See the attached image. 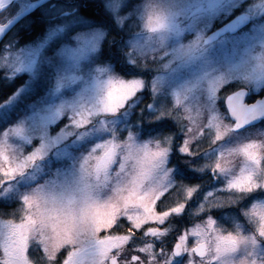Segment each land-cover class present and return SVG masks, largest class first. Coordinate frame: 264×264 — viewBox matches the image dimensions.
Here are the masks:
<instances>
[{
  "label": "snow or ice",
  "instance_id": "1",
  "mask_svg": "<svg viewBox=\"0 0 264 264\" xmlns=\"http://www.w3.org/2000/svg\"><path fill=\"white\" fill-rule=\"evenodd\" d=\"M15 2L0 82L30 78L0 103V264H264V100L246 102L264 93V0H47L18 51L8 33L44 0Z\"/></svg>",
  "mask_w": 264,
  "mask_h": 264
},
{
  "label": "rangeland",
  "instance_id": "2",
  "mask_svg": "<svg viewBox=\"0 0 264 264\" xmlns=\"http://www.w3.org/2000/svg\"><path fill=\"white\" fill-rule=\"evenodd\" d=\"M35 1H37V0H31V2H35ZM22 2H24V0H16V2L11 6V8H10V12L11 13H14V12H16L18 9H19V6H20V3H22ZM149 2H151V0H143V3H149ZM248 2L249 3H252V2H258V0H248ZM62 7V6H61ZM47 8H48V6L47 7H44V8H42L41 10H40V14H43L46 10H47ZM64 8V7H63ZM65 10H68V9H66V8H64ZM1 14V13H0ZM240 14V9H236L235 11H234V13H233V16H232V18L233 17H235L236 15H239ZM2 19H0V22H4L8 17H9V15H10V13L9 12H3L2 14ZM28 23V21H26L24 24L26 25ZM254 23H255V26L256 27H259V25L261 24V23H264V21H261L260 19H259V17H256V18H254ZM220 25V22H219V20H217L216 22H215V25H214V28H216L217 26H219ZM48 27V26H47ZM253 27V24L252 23H250L249 25H247L244 29H242L243 31H250V29ZM213 28V29H214ZM212 29V30H213ZM77 30H79V31H85V29H77ZM212 30H210L209 32H208V34L209 33H211V31ZM216 30V29H215ZM214 31V30H213ZM46 32H47V29L45 30V32H44V34L41 36V37H39L38 39H36L35 41H33V42H31V43H23V44H19L18 45V47L15 49V51H18L19 50V48H21V47H31V46H34L35 45V43L36 42H38V40L40 39V38H42L45 34H46ZM185 36L188 38V39H192L193 38V36L190 34V33H185ZM188 39H186L184 42L185 43H187L188 42ZM54 43V42H53ZM49 48H51V44L49 45ZM257 51H259V49H257ZM3 55H5V53H3L2 51H0V56H3ZM0 70L5 74V70L3 69V68H0ZM25 76V79H24V81H23V83H20L19 85H18V87L15 89V91L22 85V84H24V83H26V82H28V80H29V78H30V74H28V73H22V74H19V76ZM18 76V77H19ZM128 78H130V77H128ZM73 88H75L76 89V91H79L80 90V87L78 86V85H72L71 87H69V88H65L63 91H64V93H65V95H64V98L65 99H71V97L75 94L73 91H72V89ZM230 89H224L223 91H221V93H220V95L221 96H223L224 94H225V92H227V91H229ZM14 91V92H15ZM38 92H39V94H45L42 90H37ZM13 92V93H14ZM12 93V94H13ZM11 94V95H12ZM260 94H263V93H260ZM260 94H257V95H260ZM11 95H9V96H11ZM257 95H255L254 97H256ZM8 96V97H9ZM264 96V95H263ZM7 97V98H8ZM251 98V97H250ZM26 101H24V103H25ZM28 102V101H27ZM26 102V103H27ZM4 103V102H3ZM218 108H219V111L221 112V113H223L224 112V106H223V102L222 101H220L219 102V104H218ZM194 115H195V113H193ZM204 116H205V114L204 113H202L201 114V119H203L204 118ZM207 118L208 119H211V115L209 114L208 116H207ZM68 123V120L67 119H64V118H62L61 119V121H59L56 125H53L52 126V128H50V133L52 134V135H55L59 130H60V128H62V127H64V125L65 124H67ZM225 123H228V121H225ZM261 128H264V124H257L254 128H252V129H250L249 130V133H248V135H254L255 133H256V131L258 130V129H261ZM2 130V129H1ZM241 140H242V142L243 143H248L249 141L247 140V139H244V137L242 136L241 137ZM39 146V141L38 140H34L33 141V145L32 146H26L25 147V152H30V151H32V148L33 147H38ZM240 146V143L238 142V143H235V144H233V145H229L228 147H239ZM208 147V145H207V143H205L204 144V148H207ZM259 154V153H258ZM231 159L232 160H234V161H237V162H240V161H242L243 160V156H242V154H234L232 157H231ZM210 177H211V173H209L208 175H205L204 177H203V181H200V180H192L191 181V183L192 184H199V183H201V182H206L207 184H211V179H210ZM185 183H188L187 181L185 182ZM216 187L217 188H223L224 187V185H222V184H220V185H216ZM208 190H211V188L209 187V189ZM215 195H217L216 193H214V196ZM169 203H172V199L170 198V200H169ZM174 206V205H173ZM219 215V213H214L213 214V218L215 219L216 218V216H218ZM150 223H152L154 226H155V222H150ZM180 223L182 224V225H184L185 227H188V228H191V227H193L195 224H198L199 223V221H193V222H187V217L185 216V218H184V220H182V221H180ZM173 224H175V220H173ZM225 227H227V225H225Z\"/></svg>",
  "mask_w": 264,
  "mask_h": 264
},
{
  "label": "trees",
  "instance_id": "3",
  "mask_svg": "<svg viewBox=\"0 0 264 264\" xmlns=\"http://www.w3.org/2000/svg\"><path fill=\"white\" fill-rule=\"evenodd\" d=\"M57 3L60 6L69 10L72 7L73 3H75V0H57ZM47 6H48V3H45L44 5L40 6L35 11L30 13L29 15H27L25 18H23L17 25H15V27H13L11 32L8 33V36H11L13 33L18 31L19 32V44L31 43V42L35 41L36 39H38L39 37H41L44 34L45 30L47 29V26H48L47 23L33 24L32 29L30 31L25 29L24 23L26 21H33V20L40 19L42 16V14H40V10L44 7H47ZM1 14H0V19H2ZM82 15L90 17L91 15H93V10L92 9L82 10ZM4 39H7V37H4ZM3 75H5V74L0 70V76H3ZM24 79H25V76H23V75L19 76L15 80V83H13L7 87H5L2 82H0V103L5 102L7 97L15 91V89L18 87V85L20 83H23ZM25 101L27 102V100H25ZM23 103H24V101H23Z\"/></svg>",
  "mask_w": 264,
  "mask_h": 264
},
{
  "label": "flooded vegetation",
  "instance_id": "4",
  "mask_svg": "<svg viewBox=\"0 0 264 264\" xmlns=\"http://www.w3.org/2000/svg\"><path fill=\"white\" fill-rule=\"evenodd\" d=\"M220 26H221V25L217 26V27L214 28L213 30L217 29V28L220 27ZM244 28H245V27H244ZM244 28H243V29H244ZM213 30H212V31H213ZM212 31H211V32H212ZM241 31H243V30H241ZM263 95H264V93H263V94H260V95H257L256 97H251V98H249L246 102L252 103V102H254L255 100H257V99L263 97Z\"/></svg>",
  "mask_w": 264,
  "mask_h": 264
},
{
  "label": "water",
  "instance_id": "5",
  "mask_svg": "<svg viewBox=\"0 0 264 264\" xmlns=\"http://www.w3.org/2000/svg\"><path fill=\"white\" fill-rule=\"evenodd\" d=\"M34 3H39V0L35 1ZM45 3H47V0H44V3L40 4V6L44 5ZM40 6H39V7H40ZM39 7H38V8H39ZM0 13H2V11H0ZM31 13H32V12H31ZM28 15H29V14H28ZM25 17H26V16H25ZM25 17H24V18H25ZM233 18H235V17H233ZM17 24H18V23H17ZM17 24H16V25H17ZM246 26H247V25H246ZM246 26H245V27H246ZM218 28H219V27H218ZM218 28H217L216 30H218ZM214 31H215V30H214ZM211 34H212V32L209 33L208 35H211ZM257 100H264V96L261 97V98H259V99H257ZM254 102H255V101H254Z\"/></svg>",
  "mask_w": 264,
  "mask_h": 264
}]
</instances>
